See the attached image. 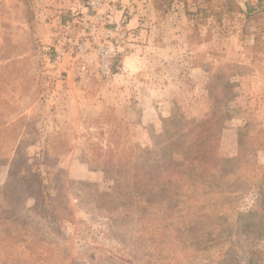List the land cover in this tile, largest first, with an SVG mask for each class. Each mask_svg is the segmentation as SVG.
Masks as SVG:
<instances>
[{
	"label": "rangeland",
	"instance_id": "rangeland-1",
	"mask_svg": "<svg viewBox=\"0 0 264 264\" xmlns=\"http://www.w3.org/2000/svg\"><path fill=\"white\" fill-rule=\"evenodd\" d=\"M89 1L0 0V264H264V0Z\"/></svg>",
	"mask_w": 264,
	"mask_h": 264
},
{
	"label": "built area",
	"instance_id": "built-area-1",
	"mask_svg": "<svg viewBox=\"0 0 264 264\" xmlns=\"http://www.w3.org/2000/svg\"><path fill=\"white\" fill-rule=\"evenodd\" d=\"M89 10L86 14L81 17L79 25L81 26L83 33L88 32V35L92 36L96 33H111L113 30L108 29V25H112L113 22L111 17L107 15L110 11V6L106 4L105 0H90L87 3ZM63 27L70 28L69 22ZM70 43V42H68ZM88 42L85 39L75 40L70 44H66L64 48L56 49L53 54L45 59V79L46 85H54L56 81H65L71 74V66L66 64L67 59L74 60L78 59L79 54H83V64L80 66L82 71H87L88 65L92 62L97 63V72L103 76L111 74L112 61H111V50L107 47H101L96 57L91 56V53H87ZM52 93L48 91L44 98L49 100L52 98Z\"/></svg>",
	"mask_w": 264,
	"mask_h": 264
},
{
	"label": "trees",
	"instance_id": "trees-1",
	"mask_svg": "<svg viewBox=\"0 0 264 264\" xmlns=\"http://www.w3.org/2000/svg\"><path fill=\"white\" fill-rule=\"evenodd\" d=\"M203 124H204V123L198 125L197 128L200 129V128L203 126ZM198 137H199V136H198ZM199 139H200V140H199ZM195 140H196L197 142H201V141H203V140H201V138H196ZM197 142H196V145H195V146H197V147H196L197 150H195V151L193 152V155H195V157L189 159V161H190L191 163L189 164L188 169L186 170V173H188V174H191V173H192L191 171H188V170H191V169H192V168L190 167V165H193V164L196 163L198 160H204V159H206V157L204 156V153H202V147L199 145V143L197 144ZM204 142H207L206 145H207V144L211 145V146H209V147L207 148V150H211V148H212V146H213V140H212V139H208V137H207V140L204 141ZM211 159H212V158H211ZM209 161H210V160H209Z\"/></svg>",
	"mask_w": 264,
	"mask_h": 264
}]
</instances>
